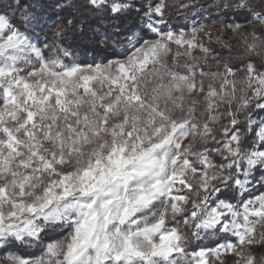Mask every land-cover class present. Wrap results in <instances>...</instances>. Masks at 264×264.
I'll use <instances>...</instances> for the list:
<instances>
[{
	"label": "snow or ice",
	"instance_id": "1",
	"mask_svg": "<svg viewBox=\"0 0 264 264\" xmlns=\"http://www.w3.org/2000/svg\"><path fill=\"white\" fill-rule=\"evenodd\" d=\"M82 6L139 17L124 59L77 63L66 46L81 27L73 18L50 27L41 0H0V249L67 233L38 257L3 259L225 264L232 255L264 264L254 252L264 247V64L252 59L264 58V0L218 5L246 22L224 24L239 38L242 67L204 43L203 25L167 27L165 0ZM193 240L201 245L189 251Z\"/></svg>",
	"mask_w": 264,
	"mask_h": 264
},
{
	"label": "trees",
	"instance_id": "2",
	"mask_svg": "<svg viewBox=\"0 0 264 264\" xmlns=\"http://www.w3.org/2000/svg\"><path fill=\"white\" fill-rule=\"evenodd\" d=\"M41 2L47 5L46 15L50 17V27H55L56 24H60L62 21L66 22L69 18H73L76 24L81 26L69 35L66 44L74 53L71 59H74L77 63H107L108 60H122L128 54L127 50L131 48V45L127 43L125 36L130 34L129 29L133 31L138 30L139 17L135 13L122 15L119 18L113 19L110 13H96L85 9L82 6L84 0H73L75 7L65 9L56 8L55 5L57 3L64 4L67 0H41ZM152 2L155 3L158 0H152ZM165 2L167 4L165 9L167 27H171L177 32L181 29L188 32L192 27L201 23H209L211 21L222 22L223 19L228 22L244 21L243 17L226 11L222 7H218V5H222L223 0H165ZM117 27L123 35L116 34L115 30ZM161 27H165L166 30V26ZM146 38L154 39V36L149 34ZM41 39H43V34H41ZM101 41H106V43H101ZM233 48L236 49L235 47ZM211 49L215 53L220 54L221 59H227L234 66L242 67L244 61L238 55V49L231 56L222 47ZM253 62L256 65L258 63L261 64V61L255 59H253ZM209 66L212 70H215V61L210 59ZM224 122L226 123V120ZM226 195L230 198L233 194L229 192ZM170 227H179L183 232L190 235L189 230L184 228L181 223L170 224ZM66 235L67 233L61 229L49 231L44 237L43 244L39 247L16 246L0 249V253H13L16 255L31 254L38 257L42 255L45 245L62 241ZM221 241L222 237H218L205 240L201 245V242L193 240L189 246V251H192L197 245L213 248L216 246V243Z\"/></svg>",
	"mask_w": 264,
	"mask_h": 264
},
{
	"label": "rangeland",
	"instance_id": "3",
	"mask_svg": "<svg viewBox=\"0 0 264 264\" xmlns=\"http://www.w3.org/2000/svg\"><path fill=\"white\" fill-rule=\"evenodd\" d=\"M237 22H239L241 24L246 23L245 20L244 21L241 20V21H237ZM225 23H231V22L224 21V19H223L222 22L211 21L209 23H201V24L194 26V27L199 28L201 25H203L205 28V31H207L211 35V40H209L208 36L204 35L203 33L200 34L204 43L207 46H209L210 48H218V47H221L222 43L229 42V43H231V45L233 47L240 50L239 49V38H232V33L229 31H226L224 28ZM191 29H190V31L185 32V33L190 34ZM253 59H255L257 61H261V64L264 63V58L253 57ZM169 62L171 63V60ZM261 64L258 63L257 66L259 67V66H261ZM242 77H243V72L238 73L237 79H240ZM221 111H224V109L221 108ZM218 131H219V128H217V132ZM258 230H259V227H258ZM254 252L257 255H264V247H257L254 249ZM6 254H8V253H5V254L0 253V264H7V261H5L3 259V257ZM222 258L225 261V264H234V260L236 259V257H234L232 255H224Z\"/></svg>",
	"mask_w": 264,
	"mask_h": 264
}]
</instances>
